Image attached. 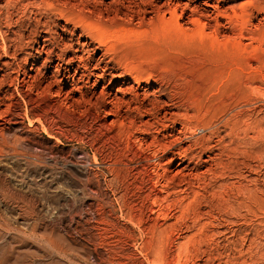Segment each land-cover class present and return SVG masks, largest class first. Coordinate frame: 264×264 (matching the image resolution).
<instances>
[{"label": "rangeland", "instance_id": "rangeland-1", "mask_svg": "<svg viewBox=\"0 0 264 264\" xmlns=\"http://www.w3.org/2000/svg\"><path fill=\"white\" fill-rule=\"evenodd\" d=\"M152 263L264 264V0H0V264Z\"/></svg>", "mask_w": 264, "mask_h": 264}, {"label": "bare ground", "instance_id": "bare-ground-1", "mask_svg": "<svg viewBox=\"0 0 264 264\" xmlns=\"http://www.w3.org/2000/svg\"><path fill=\"white\" fill-rule=\"evenodd\" d=\"M97 26H98V25H97ZM95 27H96V26H95ZM90 29H91V28H90ZM90 29H89V30H90ZM93 29H95V28H93ZM93 29H92V30H93ZM87 30H88V28H87ZM240 34H241V33H240ZM242 36H243V35H242ZM180 85H181V84H180ZM134 119H135V118H134ZM124 132H125V131H124ZM129 133H130V132H129ZM129 133H128V134H129ZM129 135H130V134H129ZM126 136H127V135H126ZM145 138H146V137H145ZM153 138H154V137H153ZM128 139H129V138H128ZM155 139H156V138H155ZM3 141H4V140H3ZM143 142H144V141H143ZM147 234H148V233H147ZM152 239H153V238H152ZM151 241H152V240H151ZM151 241H150V242H151ZM153 243H154V242H153ZM142 244H143V243H142ZM151 245H152V244H151ZM155 245H156V244H155ZM158 245H159V244H158ZM143 247H144V246H143ZM154 247H155V246H154ZM155 250H156V249H155ZM151 251H152V250H151ZM149 252H150V251H149ZM152 252H153V251H152ZM159 252H160V251H159ZM153 253L155 254L156 252H153ZM155 255H156V254H155ZM150 257H151V255H150ZM153 257H154V255H153ZM153 257H152V258H153ZM158 257H159V255H158ZM163 257H165V256H162V258H163ZM162 258H161V259H162ZM161 259H159V260H161ZM164 261H165V260H164ZM168 261H169V260H168ZM150 262H151V261H150ZM160 262H161V261H160ZM167 263H168V262H167ZM177 263H178V262H177ZM152 264H153V263H152ZM154 264H155V263H154Z\"/></svg>", "mask_w": 264, "mask_h": 264}]
</instances>
